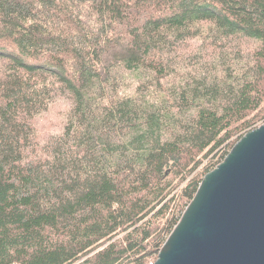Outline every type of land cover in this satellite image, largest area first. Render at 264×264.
<instances>
[{
    "label": "trees",
    "instance_id": "obj_1",
    "mask_svg": "<svg viewBox=\"0 0 264 264\" xmlns=\"http://www.w3.org/2000/svg\"><path fill=\"white\" fill-rule=\"evenodd\" d=\"M263 120L264 0H0V264L153 261Z\"/></svg>",
    "mask_w": 264,
    "mask_h": 264
},
{
    "label": "water",
    "instance_id": "obj_2",
    "mask_svg": "<svg viewBox=\"0 0 264 264\" xmlns=\"http://www.w3.org/2000/svg\"><path fill=\"white\" fill-rule=\"evenodd\" d=\"M151 264H264V120L202 175Z\"/></svg>",
    "mask_w": 264,
    "mask_h": 264
},
{
    "label": "rangeland",
    "instance_id": "obj_3",
    "mask_svg": "<svg viewBox=\"0 0 264 264\" xmlns=\"http://www.w3.org/2000/svg\"><path fill=\"white\" fill-rule=\"evenodd\" d=\"M55 121H57V120H55ZM52 129H53V128H50V129L48 128L49 131H52ZM217 159H218V157H215V156L211 157L210 159H209V157H208V158H205V159L203 160V162L198 166L197 170H198V171H201V173H203V172L205 171V170H204L205 166H206V165H209L208 167L213 166V164H215V163L217 162V161H216ZM212 162H214V163H212ZM214 166H215V165H214ZM214 166H213V167H214ZM204 173H205V172H204ZM151 261H152V260L149 259L148 262H147V264H151Z\"/></svg>",
    "mask_w": 264,
    "mask_h": 264
},
{
    "label": "built area",
    "instance_id": "obj_4",
    "mask_svg": "<svg viewBox=\"0 0 264 264\" xmlns=\"http://www.w3.org/2000/svg\"><path fill=\"white\" fill-rule=\"evenodd\" d=\"M153 261H151V263H152Z\"/></svg>",
    "mask_w": 264,
    "mask_h": 264
}]
</instances>
